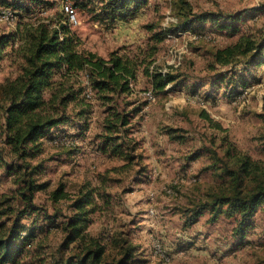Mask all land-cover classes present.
<instances>
[{
  "label": "rangeland",
  "instance_id": "374dc122",
  "mask_svg": "<svg viewBox=\"0 0 264 264\" xmlns=\"http://www.w3.org/2000/svg\"><path fill=\"white\" fill-rule=\"evenodd\" d=\"M44 1L50 5L36 9L34 16H15L11 24L0 22V35L21 29L36 18L55 19L61 13L67 16L62 9L64 0ZM181 1L148 0L131 19L110 25L96 22L90 8L79 6L82 0H69L76 21L68 19L67 23L78 37L81 49L105 58L115 50L139 55L145 57L144 63H148L151 72L156 69L180 76L148 99L144 92L151 90V79L139 74L135 84L138 92L129 101L146 104L132 117L128 136L116 142L122 143L121 148L130 156L126 160L101 149L108 145L103 142L106 130L102 127L106 106H101L93 96L87 99L88 107L82 108V114L76 117L79 107L70 104L67 115L71 116V123L50 130L47 136L53 137L41 139L39 152L32 159V163H41L38 181L46 183L45 189L36 193L35 201L53 213L49 192L59 184L71 196L82 186L96 187L109 202L103 204L99 200V209L90 216L88 232L102 238L124 237L134 246V264H264L261 208L244 235L234 233L235 218L221 215L211 220L209 209L185 226L187 209L199 207L212 193L229 185V178L224 175L221 162L214 160L212 150L224 158L226 148L233 146L237 153L264 166L260 139L264 135V120L258 116L263 112L264 81L253 85L245 101L233 104L234 99L224 94V83L219 78L235 64H217L213 54L233 44L237 36L215 30L209 21L186 25L184 29L178 27ZM184 1L193 13L234 14L248 10L243 15L246 18L242 31L257 34L264 29V12L251 17L253 9L264 6V0ZM15 57L0 61V82L15 75ZM130 109L133 106L126 107L127 111ZM204 114L209 118H204ZM2 122L0 112V129ZM76 123H83L86 131L75 132ZM193 153L195 158L188 160ZM2 160L9 161L10 157L0 139V163ZM14 187L12 177L0 166V200H12ZM58 206L60 217L53 225L36 214L22 218L28 229L38 225L41 230L35 233L34 246L18 256L17 264H53L63 237L54 226L67 213L64 203ZM154 245H160L161 252H156Z\"/></svg>",
  "mask_w": 264,
  "mask_h": 264
},
{
  "label": "trees",
  "instance_id": "16d2710c",
  "mask_svg": "<svg viewBox=\"0 0 264 264\" xmlns=\"http://www.w3.org/2000/svg\"><path fill=\"white\" fill-rule=\"evenodd\" d=\"M147 1L82 0L79 6L90 8L96 22L111 25L118 20L131 19ZM94 3L97 7H90ZM0 5L10 8L16 17L29 18L38 12L36 9L47 8L50 4L44 0H0ZM179 8L182 14L178 27L184 29L186 25L209 21L215 30L237 36L233 44L217 49L213 54L217 64H235L220 75L224 94L235 99L251 87L255 78L250 70L264 64V30L257 34L242 31L241 25L246 18L243 15L248 10L234 14L193 13L184 0ZM255 10L262 14L264 6ZM67 21L68 15L62 13L55 19L36 18L21 29L0 35V61L12 56L17 58L15 75L0 82V112L3 117L0 139L10 157L9 161L2 160L0 166L12 177L15 186L10 196L12 200H0V264H17L18 256L34 246L35 233L38 234L41 227L36 225L34 229H28L22 224V218L36 214L43 222L49 221L53 225L54 220L60 217L61 207L58 205L61 202L65 204L67 213L54 226L63 237L53 264H134V246L124 237L102 238L88 232L90 216L99 209V200L102 199L103 204L109 202L101 197L96 187L82 186L76 195L71 196L59 184L49 192L53 213L36 203V193L44 190L46 183L38 181L41 163H32V159L39 152L41 139L53 137V134L47 136L50 130L71 123V116L67 115L70 104L73 108L79 107L75 112L77 117L82 114V108L88 107L87 99L93 96L101 106H106L102 127L106 130L103 142L108 145L101 149L104 152L109 150L108 153L122 160L129 159L128 153L121 148L122 143L116 142L118 138L128 136L132 117L146 104L129 101L130 96L138 92L135 84L139 74L151 79L150 91L154 96L169 83L178 81L180 74L162 73L156 69L151 72L148 63H144L145 57L139 55L115 50L105 58L83 50ZM210 86L213 87L212 84ZM128 106H133V109L127 111ZM258 116L264 120V105ZM204 118L209 117L204 114ZM85 127L83 123H76L75 132L84 133ZM216 127L220 128V125ZM260 139H263L261 146L264 149V135ZM212 155L215 161L221 162L229 185L212 193L199 207L187 209L185 226L192 224L204 209H209L211 220L221 215L235 218L234 233L244 235L257 209L264 211V166L246 154L237 153L233 146L226 148L224 158L219 157L215 150H212ZM195 156L193 153L187 159L193 160ZM9 200L10 203L7 202ZM108 238H112V242Z\"/></svg>",
  "mask_w": 264,
  "mask_h": 264
},
{
  "label": "built area",
  "instance_id": "2783aa9c",
  "mask_svg": "<svg viewBox=\"0 0 264 264\" xmlns=\"http://www.w3.org/2000/svg\"><path fill=\"white\" fill-rule=\"evenodd\" d=\"M63 10L66 12L68 15L69 22H75V15H74V10L72 6L69 4V0H64L63 5H62ZM15 14L14 12L8 8V7H0V22H4L7 24H11L12 20L14 19ZM181 32H178V35H181ZM168 37H173V35L169 34L167 35ZM253 85L245 90H243L233 101V104H238L240 102H243L247 99L249 93H251L253 89ZM144 96L147 97L148 99H153L152 93L150 91L144 92ZM58 138V137H57ZM55 138L53 141L56 143ZM195 180V179H194ZM160 245H154V248L156 249V252H161V248H159Z\"/></svg>",
  "mask_w": 264,
  "mask_h": 264
},
{
  "label": "crops",
  "instance_id": "0c3cea01",
  "mask_svg": "<svg viewBox=\"0 0 264 264\" xmlns=\"http://www.w3.org/2000/svg\"><path fill=\"white\" fill-rule=\"evenodd\" d=\"M257 9V7H256ZM255 9H253V14H251V17L254 18L259 15ZM257 13V14H255ZM255 15V16H254ZM264 30V29H263ZM250 73L254 76L255 80L252 81V85L256 84L259 85L262 81H264V64H260L250 70ZM253 90V89H252Z\"/></svg>",
  "mask_w": 264,
  "mask_h": 264
}]
</instances>
